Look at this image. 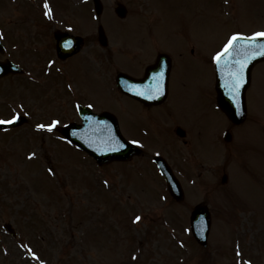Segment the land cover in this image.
<instances>
[{"label": "rangeland", "instance_id": "rangeland-1", "mask_svg": "<svg viewBox=\"0 0 264 264\" xmlns=\"http://www.w3.org/2000/svg\"><path fill=\"white\" fill-rule=\"evenodd\" d=\"M118 3L123 17L114 11ZM65 25L83 39L78 56L66 61L57 58L52 36ZM0 28L4 57L23 68L2 81L0 118L27 113L19 126L0 129V264H264V61L253 67L244 121L218 119L231 139L201 145L205 121L192 111L204 98L215 102L214 91L202 95L197 87L212 80V56L226 36L264 31V0H0ZM183 44L194 48L187 60L173 50ZM161 51L175 59L173 76L193 87L161 105L178 104L172 120L165 117L155 137H145L184 171L179 202L150 161L157 149L130 163L98 165L54 130L36 127L78 120L71 105L80 101L111 111L122 134H130L131 101L113 88L114 75ZM173 120L186 143L165 128ZM202 201L211 214L206 247L189 230L190 211Z\"/></svg>", "mask_w": 264, "mask_h": 264}, {"label": "water", "instance_id": "water-1", "mask_svg": "<svg viewBox=\"0 0 264 264\" xmlns=\"http://www.w3.org/2000/svg\"><path fill=\"white\" fill-rule=\"evenodd\" d=\"M116 13L123 17L125 14V8L122 5H118L115 8ZM100 40L104 42V36L101 27L99 28ZM71 39L73 41V47L66 49L63 47L64 41ZM56 48L58 54L61 57L71 55L79 48L80 39L74 36H67L65 34H55ZM264 44V38H259L255 44H249L246 39H240L236 41L233 53L226 55L221 60L220 64L215 61V70L217 76V90L218 101L221 107L227 112L229 117L235 122H239L244 116L245 105L243 91L250 76V69L253 64L259 60H264V56L256 55L258 51L257 45ZM255 58H251V57ZM245 57L250 58V62L245 69L246 82L239 91L238 104L228 95V89L226 85L231 83L229 74L236 69L233 66L234 61L243 60ZM149 68L147 73H149ZM3 72L8 70V66H2ZM2 72V71H0ZM126 76L119 74L116 78L117 85L121 91L125 92ZM147 101L145 98L143 99ZM152 102L157 100H150ZM149 101V102H150ZM82 125L71 124L64 129L62 133L69 140L78 145L81 149L92 155L99 163L107 162L111 159H127L133 154L134 148L127 143L121 136L117 122L115 118L108 114L102 113L100 115L92 114L89 110L82 111ZM75 133V135L73 134ZM124 144L125 147H119V144ZM115 149V150H112ZM164 172L166 175L167 183L171 194L181 199L183 196L181 187L177 180L171 175L170 170L165 164H163ZM171 186V187H170ZM210 226V215L207 207L203 204H198L194 207L190 215V227L193 236L198 243L203 246L206 245L207 234Z\"/></svg>", "mask_w": 264, "mask_h": 264}, {"label": "flooded vegetation", "instance_id": "flooded-vegetation-1", "mask_svg": "<svg viewBox=\"0 0 264 264\" xmlns=\"http://www.w3.org/2000/svg\"><path fill=\"white\" fill-rule=\"evenodd\" d=\"M0 33L2 34L4 33L3 30H1V28H0ZM0 41L2 42V44L4 43L3 35H2V38H0ZM178 49L182 51L184 54L187 51L189 52L193 51L192 46L184 45V44L180 48H176L173 50H178ZM5 50L6 49H4V46L0 48V60L5 59V58H2L6 52ZM181 60H187L186 54H185V57ZM154 63H155V60H153L152 62H147L146 64H144L143 67H139V68L133 67L130 70L131 73H128V74L135 78H142L145 74V70L147 66H149L150 64H154ZM161 64H162L161 66H163V64H166L168 67L167 77H166V96L162 102L158 104H147V103L141 102L131 97L130 94L125 95L126 99L131 101V108H129L127 111V118L129 121L128 130H130L129 132L132 135V137L135 138V140L141 143H144V144H146L145 137L148 134L152 135V139L154 138L157 127L163 125V121L165 117L172 120V117H174L172 116V113L176 109L178 104L175 103L176 107L174 110L173 109L168 110L167 107L162 108L161 105H163L168 99L169 100L172 99L171 102L174 100L183 99L186 95L190 94V93H185V92L193 88L191 85L192 82L189 81L188 77H187L188 81L184 80V82H182V76H179V77L173 76L174 70H175V60H172L170 58L169 61L167 60L163 61L161 62ZM161 71L164 72V69H158L156 72L158 74ZM12 75L13 74H7V76L0 77V102H4L1 96V92L3 89L2 81L5 78H8V76H12ZM197 88L199 89V93L202 95L206 94V90L212 91L211 83L207 80L205 81V87L202 88L198 86ZM248 88L249 87H247L246 92H248ZM141 97H144V96H141ZM133 103L136 106H134ZM215 103H216V93H215V102H211L209 98L208 99L204 98V100H202V102L197 107H192L193 116L197 117L202 122L205 121V125H206L205 128H202V132L199 136V140H200L199 143L201 145L205 144L209 146L210 148H212L214 145L218 146V142L215 139L216 136H218V138L220 137L223 140H227V141L230 139V132L226 128L227 123H224L226 122V117H224L220 111L219 112L221 114L219 116L216 115V117H211V111L215 110V107H214ZM131 110L135 112H139V116H132L130 112ZM199 110L201 112H199ZM248 110H249V107H248ZM0 115H3V114H0ZM220 117L224 118V122H223L224 125L219 123L218 119ZM222 126H224V128L221 129ZM165 128L167 129V131L171 133L172 132L177 133L178 135H179V131H181L182 140L184 143H186L185 142L186 139L184 138V136H186V131L184 128L179 126L178 123L174 122V125L172 127L166 126ZM207 132H209L208 137H207ZM205 153H207V151H205Z\"/></svg>", "mask_w": 264, "mask_h": 264}, {"label": "snow or ice", "instance_id": "snow-or-ice-1", "mask_svg": "<svg viewBox=\"0 0 264 264\" xmlns=\"http://www.w3.org/2000/svg\"><path fill=\"white\" fill-rule=\"evenodd\" d=\"M45 8L48 9L46 11L45 15H50L51 9L47 3H45ZM2 33H0V38H2ZM259 38H264V31L255 32L252 34L251 37H244L241 33H234L228 40V43L224 46V48L216 54L213 59L216 61L217 64H220L221 60L224 56L229 55L233 53V49L235 48L236 41L240 39H246L249 44H255V42ZM63 47L66 49H71L73 47V41L71 39H66L64 41ZM258 51L255 53L256 55L264 56V44L257 45ZM251 58H255L254 56ZM250 62V58L245 57L243 60H237L234 61L233 66L235 67V71L231 72L229 74L231 83L229 85H226L228 89V95L233 99L234 102H237L238 104V98H239V91L243 87L244 83L246 82L245 77V69L247 67V64ZM153 83L147 86L142 85H135L132 88L129 89V91H135V93L139 96L147 97L148 99H154L158 98V96H161L164 94L163 87H162V81L164 79V72L161 71L158 74H155L153 77ZM77 108L80 107L79 104L76 105ZM88 107H92L91 104L88 105ZM21 115H27V113H21V112H14V114L9 119L0 118V125H12L17 123ZM60 124L59 120H53L49 124H37V129L46 130L48 132H52L57 125ZM75 135V133H73ZM132 144L139 145L140 142L137 140H133L131 142ZM119 147L123 148L125 147L124 144H119ZM115 150V149H112ZM33 155H35L33 153ZM49 171H52V169H49ZM107 183V182H105ZM141 220L140 216L136 217V221ZM29 252H31L32 256L36 257V253L32 252L31 249H29ZM239 255V253H238ZM133 259H136V257H133ZM43 264V262H41ZM247 264H251V261H248Z\"/></svg>", "mask_w": 264, "mask_h": 264}]
</instances>
